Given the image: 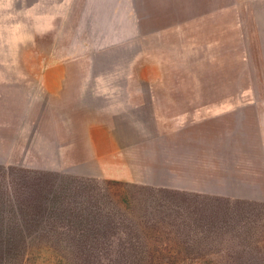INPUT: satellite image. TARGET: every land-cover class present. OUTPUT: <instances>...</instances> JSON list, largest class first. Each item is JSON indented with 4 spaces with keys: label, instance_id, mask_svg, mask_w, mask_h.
Masks as SVG:
<instances>
[{
    "label": "rangeland",
    "instance_id": "1",
    "mask_svg": "<svg viewBox=\"0 0 264 264\" xmlns=\"http://www.w3.org/2000/svg\"><path fill=\"white\" fill-rule=\"evenodd\" d=\"M6 1L9 5H6L5 1L3 5L14 9L15 14L11 11L9 16L4 13L0 15L2 21L9 22L0 23V81L31 82V88L24 89V94L30 91L32 98L24 94L12 97L0 95V165L51 170L60 168L85 175H94L97 172V168L95 170L92 164L65 168L63 166L65 160L62 157L67 148L64 147L65 150H62L63 147H46L47 138L53 141V133L46 135L45 130L40 131L39 127L35 129L36 125L44 121L11 119L14 116H32L44 111L45 104L34 95L37 91L33 87L34 83L42 78L41 70L44 66L65 60L78 61L74 71L69 74V79H87L94 75L98 80H131L140 77L157 79V75L160 74L159 68L158 71L153 69L147 71L145 68L147 63H156L158 67L161 66L164 86L156 87L155 94L172 96L181 101L165 105L166 110L172 112H190L196 109L199 112L264 113V73L254 36L250 0H215L214 8L197 11L182 8L176 19L181 22L180 24L150 25V29L172 26L167 32L125 42L95 56L91 53L97 51L103 44L115 42L113 37L117 34L105 32L103 36L106 35L107 38L93 40L87 38L88 34L75 38L76 35L71 32L66 38L62 32H58L54 33V39L50 38L51 36L47 39L39 37L31 45L27 43L18 47L16 41L23 32L16 33L13 27L7 32L6 27L13 25L19 1ZM29 1L26 0V3ZM226 4L231 6H221ZM21 20L28 21V17L21 16ZM74 26L71 25V28ZM3 90L0 87V92ZM207 101L213 103L204 104ZM216 101L226 103L221 105ZM100 106L102 105L97 101H90L85 105L92 110ZM62 107L63 110L68 108L69 112H73L77 106L54 104L53 111L61 113ZM147 148L148 152L140 151L133 158L131 154L126 158L125 154L129 167L120 169L121 172L117 171L114 176L120 180L138 179L152 186L173 184L174 175L169 174L170 171L174 172L172 168L169 170L159 165L165 163L164 153L161 154L160 149H165L166 158L169 156L172 161L176 155L173 148ZM239 154L240 152L228 150L219 152L218 149L213 153L215 157L221 159L215 160L212 168L213 177H209V180H214L211 184L212 191L219 190L220 195L264 203L263 153L246 151L242 158ZM124 157L121 156L117 162L124 163ZM106 162L115 164L116 160ZM112 170L109 168L107 171L111 173ZM177 179L181 181L177 183H182L188 176L181 172ZM217 180L222 182L217 183ZM169 237L174 243L179 244L181 241L179 236ZM209 252L211 250L204 249L201 255H207ZM43 256L36 264L66 262L61 255ZM220 257L218 256V259ZM257 259L264 261L263 247H260L256 256L251 254L242 258L244 263L248 260L256 262Z\"/></svg>",
    "mask_w": 264,
    "mask_h": 264
},
{
    "label": "crops",
    "instance_id": "2",
    "mask_svg": "<svg viewBox=\"0 0 264 264\" xmlns=\"http://www.w3.org/2000/svg\"><path fill=\"white\" fill-rule=\"evenodd\" d=\"M4 1L8 4L6 0H0V15H8L11 11L15 14L14 9L3 5ZM18 1L16 14L19 18L16 16L13 25L6 27L7 32L12 27L16 33L23 32L16 39L18 47L27 43L31 45L39 37L47 39L51 36L54 39V33L58 32H62L66 38L71 32L76 35L75 38L88 34L87 38L93 40L107 38L106 35L103 36L105 32L117 34L113 37L115 42L103 44L91 53L95 56L125 42L167 32L172 26L150 29V25L180 24L176 19L182 8L196 11L214 8L215 0ZM249 7L259 62L264 73V0H250ZM21 16L28 17V21L21 20ZM0 21L1 24L9 23L6 20ZM71 25L75 26L71 28ZM77 62L65 60L44 66L41 70L42 78L33 86L37 90L34 95L45 104L44 111L32 116L11 118L44 121L36 125L35 129L39 127L40 131L45 130L46 135L53 133L54 139L52 141L47 138L46 147H63L62 150L67 148L62 157L65 166L74 168L92 164L95 170L97 168L93 176L144 184L138 179L120 180L114 175L117 171L121 172L120 169L129 167L126 158L130 154L133 158L140 151L148 152L147 147H172L176 154L172 161L169 156L166 158L165 149H160V153H164L165 163L159 165L169 170L172 168L174 172L170 171L169 174L174 175L175 180L173 184L159 186L220 195L219 190L212 191L211 184L214 180H209V177H213L215 160L221 159L213 155L217 149L219 152H240V158L246 151L262 152L264 160L263 112H199L196 109L190 112H172L166 110L165 105L181 101L172 96L155 94L156 87L164 86L161 66L158 67V64L152 62L145 65L147 71H158L159 68L157 79L140 77L131 80H98L94 75L87 79H69ZM0 83V87L4 89L0 95L5 97L22 95L24 89L32 86L31 82L21 80H3ZM24 95L32 98L30 91ZM90 101H97L102 106L95 110L85 107ZM206 103L212 104L213 101ZM216 103L223 105L226 102ZM54 104H73L77 107L73 112H69L68 108L63 110L62 107L61 113H55ZM121 156L124 157V163L117 162ZM107 160L116 162L109 164ZM109 168L113 169L111 173L107 171ZM181 172L188 179L177 183V176Z\"/></svg>",
    "mask_w": 264,
    "mask_h": 264
},
{
    "label": "trees",
    "instance_id": "3",
    "mask_svg": "<svg viewBox=\"0 0 264 264\" xmlns=\"http://www.w3.org/2000/svg\"><path fill=\"white\" fill-rule=\"evenodd\" d=\"M260 247V201L0 165V264H264L242 260Z\"/></svg>",
    "mask_w": 264,
    "mask_h": 264
}]
</instances>
